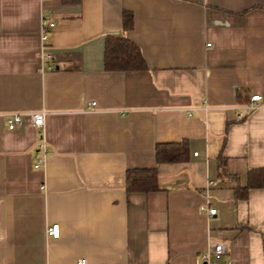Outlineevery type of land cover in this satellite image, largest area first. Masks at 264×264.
<instances>
[{"label":"crops","instance_id":"1","mask_svg":"<svg viewBox=\"0 0 264 264\" xmlns=\"http://www.w3.org/2000/svg\"><path fill=\"white\" fill-rule=\"evenodd\" d=\"M110 34L147 67L108 70ZM40 109L43 130L8 128L6 113ZM182 141L186 161H157L159 143ZM143 167L160 188L128 192ZM258 169L264 0H0V264H206L217 242V264H264Z\"/></svg>","mask_w":264,"mask_h":264},{"label":"trees","instance_id":"2","mask_svg":"<svg viewBox=\"0 0 264 264\" xmlns=\"http://www.w3.org/2000/svg\"><path fill=\"white\" fill-rule=\"evenodd\" d=\"M133 25V14L124 13L123 27L129 30ZM105 66L108 70H140L147 67L142 50L134 41L123 34L107 36L105 46ZM189 158L187 141L159 143L156 148L158 162L186 161ZM257 173V180H252L248 187L264 186V169L252 171ZM127 190L156 191L160 188L157 168L129 169Z\"/></svg>","mask_w":264,"mask_h":264},{"label":"built area","instance_id":"3","mask_svg":"<svg viewBox=\"0 0 264 264\" xmlns=\"http://www.w3.org/2000/svg\"><path fill=\"white\" fill-rule=\"evenodd\" d=\"M55 23H50L47 20H44L42 23L43 36L42 39L47 40V27H53ZM44 58L45 60H52L54 53L49 51L48 49H44ZM48 69L54 70L55 67L52 65L47 66ZM263 96L260 93L253 94L250 98V102L246 104V108L249 110H254L259 106L260 100H262ZM47 111L44 109H40L39 111H19L14 110L12 112L6 113V124L10 130L15 129L18 125L30 123L32 126H35L39 131L43 130L45 127V120L47 116ZM42 152V153H40ZM45 142L42 141L39 144V149L36 155L35 162L33 164L34 168L40 169L42 168L45 160ZM201 211L214 215L217 212V208L208 207L206 203L201 205ZM47 232L50 236L54 238H58L60 234V226L59 223H55L49 225ZM227 253L226 246L222 242L214 243L210 246V248L203 254V260L206 264H217L219 259L222 258L224 254ZM76 264H87L85 258L80 257L77 259Z\"/></svg>","mask_w":264,"mask_h":264}]
</instances>
